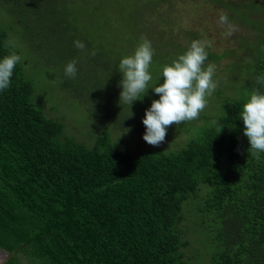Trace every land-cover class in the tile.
<instances>
[{
  "label": "trees",
  "instance_id": "1",
  "mask_svg": "<svg viewBox=\"0 0 264 264\" xmlns=\"http://www.w3.org/2000/svg\"><path fill=\"white\" fill-rule=\"evenodd\" d=\"M217 1L230 22L250 34L233 37V46L221 53L206 49V64L216 69L230 59L227 72L215 73L212 112L192 121L197 133L174 149L133 152L107 130L91 146L68 135L61 119L35 103V82L22 54L10 87L0 92V249L12 253L4 264H191L184 249L187 222L203 225L208 218L233 231L216 264H264V153L258 159L248 153L239 116L246 94L261 87L256 76L264 75V3ZM166 2L0 0L13 18L0 22V59L31 50L56 68L62 89L89 95L105 119L119 110L112 86L118 66L111 68L109 58L132 54L146 37L154 49L151 88L158 77L163 82L161 66L189 46L182 48L169 13L160 11ZM2 25L22 43L6 46L11 37ZM187 34L199 39L198 32ZM77 39L84 50L75 47ZM73 59L78 71L69 78L64 69ZM103 59L113 77L101 70ZM144 97L147 108L159 99L151 89ZM203 118L214 120L199 128L196 121ZM186 126L172 125L167 133H186Z\"/></svg>",
  "mask_w": 264,
  "mask_h": 264
},
{
  "label": "rangeland",
  "instance_id": "2",
  "mask_svg": "<svg viewBox=\"0 0 264 264\" xmlns=\"http://www.w3.org/2000/svg\"><path fill=\"white\" fill-rule=\"evenodd\" d=\"M262 1L264 3V0ZM159 7L160 11H167L169 13L172 19L171 24L173 25L174 35L179 37V43L183 46L182 48L187 47V45H190L191 41H193L187 34L188 31L198 32V40H211L212 47L208 49L216 53H221L224 49L233 46V37L240 35L248 36L250 34L247 28L237 27L236 31L231 36H225V32L227 31L226 27H222L218 23L219 12L222 9L217 0H167L166 3L160 4ZM258 15L259 13H253L254 18ZM154 17L156 18L157 16L155 15ZM161 21L162 19H160V22ZM0 22L5 24L13 22L12 16L8 14L1 5ZM2 26L7 29L9 36L16 45L22 43L21 40L18 39L15 30H11L6 25ZM120 29L121 26L118 25L115 31L120 34ZM16 30L21 33V27L20 30L18 28H16ZM105 33V31H102V39H105L107 36ZM123 44L126 47H130L131 43L127 39H123ZM108 46L112 48L110 45ZM16 54L21 56V61H24L23 55L27 57V61L24 63L28 74L35 82V103L42 107L47 116L61 119L66 125L68 135L90 146L93 144L97 134L102 130H107L112 134L114 141L118 142L124 149L133 152H139L149 148L174 149L182 145V142L186 141L190 134H195V132L198 131V129L195 128V122H186V133L180 132V130H174L167 133L165 142L159 147L151 146L143 140V133H145L146 129L142 120L145 114L139 113L140 110L148 109L143 106L150 103L145 97H143L142 100L134 101L131 106V111L129 105L121 103L116 113H110L108 117L103 119L99 115L102 109L89 95H75L67 85L65 90L61 88L58 83L56 68L48 64L44 58L36 55L31 50L20 51V53ZM117 55L113 58H109L112 61L111 68H116L121 58H123H117ZM229 60L228 57L221 60L216 72H219V74L226 73L225 65ZM103 61L105 60L103 59ZM102 66V71L105 70L112 77L115 75L113 69L107 66L106 61ZM152 68L153 62L150 66V71H152ZM121 78V74L119 73L117 82L112 83L113 93L116 95L118 103L119 94L122 90L119 87ZM154 80L153 78L152 81L149 82V85L152 84ZM65 81H68L67 77ZM114 104L117 103L111 102V105ZM210 107L211 102L209 101L205 110L200 113V116L211 113ZM131 112L133 113L132 116ZM213 120H211V118H203L202 121L198 120L196 122H198V127L200 128L204 125V122H211ZM123 122L135 124L136 127L135 129H129V131L128 129H121L118 124ZM188 206L187 204V207ZM187 224V237L189 243L184 249H186L188 261L191 264H216L215 256L226 250L222 248L232 239L233 231L227 233V231L223 229L221 223H217L215 220L209 218L206 219L203 225H194L193 220L190 222L188 221Z\"/></svg>",
  "mask_w": 264,
  "mask_h": 264
},
{
  "label": "clouds",
  "instance_id": "3",
  "mask_svg": "<svg viewBox=\"0 0 264 264\" xmlns=\"http://www.w3.org/2000/svg\"><path fill=\"white\" fill-rule=\"evenodd\" d=\"M218 23L226 27V37L236 31L237 26L230 22L228 14L223 10L219 12ZM74 45L80 50L86 48L85 43L79 39L74 41ZM6 46L15 47V43L9 39ZM211 47V40L191 41L182 54L161 66L163 82L160 83L158 77L157 83L151 88L149 82L153 77L150 66L154 56L151 41L141 37L132 54L121 58L118 65L122 77L119 82L122 89L119 104L129 105L131 111L133 102L142 100L149 89L159 96V99L152 100L142 120L146 129L143 140L149 145L159 147L165 142L169 127L197 120L207 107L209 98L218 87V81L214 79L216 65L206 64V49ZM96 54L95 50L90 53L92 56ZM21 59L15 52L0 59V92L10 87L14 68ZM76 64L75 59L67 63L65 76L76 77ZM255 81L261 87L253 88L246 94V102L243 103L239 116L244 125L243 134L249 143L248 153L258 159L259 154L264 153V91L261 90L264 88V75L256 76Z\"/></svg>",
  "mask_w": 264,
  "mask_h": 264
},
{
  "label": "water",
  "instance_id": "4",
  "mask_svg": "<svg viewBox=\"0 0 264 264\" xmlns=\"http://www.w3.org/2000/svg\"><path fill=\"white\" fill-rule=\"evenodd\" d=\"M11 255L12 253L8 252L7 250L0 249V264H4Z\"/></svg>",
  "mask_w": 264,
  "mask_h": 264
}]
</instances>
